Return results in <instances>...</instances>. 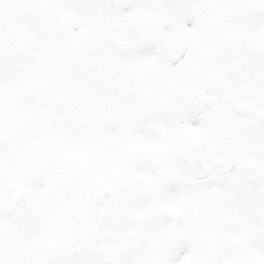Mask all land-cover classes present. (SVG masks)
<instances>
[{
	"label": "snow or ice",
	"instance_id": "6c2138e0",
	"mask_svg": "<svg viewBox=\"0 0 264 264\" xmlns=\"http://www.w3.org/2000/svg\"><path fill=\"white\" fill-rule=\"evenodd\" d=\"M0 264H264V0H0Z\"/></svg>",
	"mask_w": 264,
	"mask_h": 264
}]
</instances>
